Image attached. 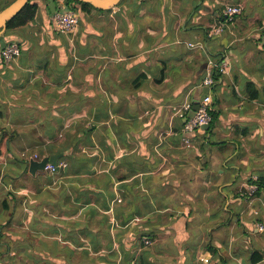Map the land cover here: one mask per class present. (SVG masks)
<instances>
[{"label": "crops", "instance_id": "1", "mask_svg": "<svg viewBox=\"0 0 264 264\" xmlns=\"http://www.w3.org/2000/svg\"><path fill=\"white\" fill-rule=\"evenodd\" d=\"M36 1L34 20L0 34V49L21 44L0 57V141L13 136L0 264H264L251 262L264 256V188L249 189L264 178V0H121L66 33ZM228 4L242 13L229 19ZM209 91L215 122L183 132L178 110ZM61 146L66 166L28 172ZM236 178L245 206L216 190Z\"/></svg>", "mask_w": 264, "mask_h": 264}, {"label": "built area", "instance_id": "2", "mask_svg": "<svg viewBox=\"0 0 264 264\" xmlns=\"http://www.w3.org/2000/svg\"><path fill=\"white\" fill-rule=\"evenodd\" d=\"M243 11V6L241 4H228L225 7V13L229 19H234L237 15H240ZM52 25L55 31L66 33L74 30L78 27L81 21V14L76 11L74 8H70L69 11L65 13L56 12L52 14L51 17ZM224 29V25L220 24L216 26L214 29V33H220ZM264 38V35H263ZM264 40V39H263ZM190 46L194 47L195 44L190 43ZM21 54V44L16 40H9L4 46L0 49V57L7 63L13 62L18 59ZM229 63L225 60L220 62H215L209 72L206 74L204 80L202 81V86L211 90L212 86L216 81V74L225 72L228 68ZM195 101L186 102L179 110L178 115L181 118L185 119V123L183 126V132H194L197 129H202L206 125H209L212 121V112L214 111L213 107V97L211 91L201 97L198 100L199 108L195 113V116L192 118H188V112L191 111ZM186 142L189 141L188 138H184ZM35 158H39V156H35ZM59 166H66L65 163L59 164ZM46 170H50L51 172H55L56 167L54 165H48ZM250 189L252 192L256 190V186L251 185ZM258 228L261 231H264L263 224H259ZM144 245L151 244V239L145 237L143 239Z\"/></svg>", "mask_w": 264, "mask_h": 264}, {"label": "trees", "instance_id": "3", "mask_svg": "<svg viewBox=\"0 0 264 264\" xmlns=\"http://www.w3.org/2000/svg\"><path fill=\"white\" fill-rule=\"evenodd\" d=\"M14 0H0V5H1V9L5 8L6 6H8L9 4H11ZM49 2V0H47ZM67 5L71 4V7L74 8L76 11H78L80 14H90L91 12H96V11H101L100 9L95 8L94 6H92L91 4L88 3H84V2H80V1H75V0H65ZM40 4L36 1V0H30L20 11L19 13H17L8 23H7V29L6 30H11V29H16V28H20V27H24L26 24H28L29 22H31L32 20H34L36 18V14L37 11L39 9ZM251 88V86H250ZM217 116L216 112H212V121L209 124L211 128V126L213 125V123L215 122V117ZM208 129V130H209ZM13 136H8L6 131L4 130L2 132V140L0 141V157H5L6 153L9 151L8 148V141H10V139H12ZM67 150L64 149L63 146H61L59 149L56 150H52L51 154H43V156L45 155H52V154H56V153H62V157H60L59 159V163L60 161H62L65 158H71V154H66ZM40 158L42 157L41 154L38 155ZM74 158V156L72 157ZM21 161H24L23 159H20ZM25 163V162H24ZM27 162L25 163V167H27ZM59 166V165H58ZM60 167V166H59ZM28 169V167H27ZM58 170V169H57ZM19 175V174H17ZM250 184H254L256 186V190H254V192L252 193L253 196H257L260 191L264 188V178L260 177L257 178L256 180H250L249 181ZM223 183L217 184V188L216 190H221L220 193H224V194H228V196H233L236 197L235 199L240 200L243 202V205H246V196H247V192L244 189H239L240 188V183H239V178H236V180L233 182V184L231 186H226L220 189ZM200 187H203V184L200 185ZM215 187V186H214ZM222 193L223 195V203L225 204V201L227 200V196ZM243 193V194H242ZM4 205L5 208L6 206H9V202L8 200H4ZM211 250H215L214 248H212ZM264 259V256L262 254H260V252L255 251L252 256H251V262L252 263H257L260 262Z\"/></svg>", "mask_w": 264, "mask_h": 264}, {"label": "water", "instance_id": "4", "mask_svg": "<svg viewBox=\"0 0 264 264\" xmlns=\"http://www.w3.org/2000/svg\"><path fill=\"white\" fill-rule=\"evenodd\" d=\"M30 0H14L11 4L0 10V34L7 29V23L17 14L19 11L29 2ZM84 3L91 4L100 10H109L116 7L121 0H75ZM71 4H68L64 8L57 6L56 0H49L48 11L50 14L61 12L65 13L69 11ZM199 108L198 102H195L191 111L189 112L188 118L195 116L196 111ZM205 127H210L206 125ZM62 153H56L52 155H45L41 158L31 157L29 160L28 172L32 175H37L40 171H45L48 165H54L56 169L59 168V159L62 157Z\"/></svg>", "mask_w": 264, "mask_h": 264}, {"label": "rangeland", "instance_id": "5", "mask_svg": "<svg viewBox=\"0 0 264 264\" xmlns=\"http://www.w3.org/2000/svg\"><path fill=\"white\" fill-rule=\"evenodd\" d=\"M0 9H1V5H0ZM40 158V157H39ZM249 189H250V187H249ZM250 191H252V189H250ZM253 197L254 196H252V198H250V200H253Z\"/></svg>", "mask_w": 264, "mask_h": 264}]
</instances>
